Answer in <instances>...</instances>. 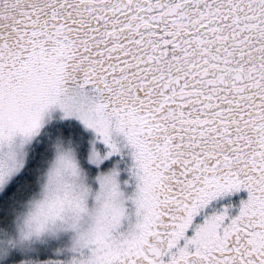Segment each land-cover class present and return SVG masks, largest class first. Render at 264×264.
<instances>
[{"label":"snow or ice","instance_id":"snow-or-ice-1","mask_svg":"<svg viewBox=\"0 0 264 264\" xmlns=\"http://www.w3.org/2000/svg\"><path fill=\"white\" fill-rule=\"evenodd\" d=\"M0 264H264V0H0Z\"/></svg>","mask_w":264,"mask_h":264}]
</instances>
